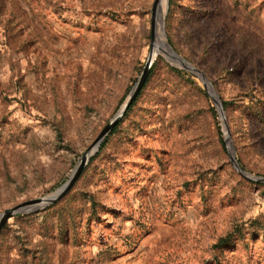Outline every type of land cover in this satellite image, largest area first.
I'll return each mask as SVG.
<instances>
[{
    "label": "rangeland",
    "instance_id": "1",
    "mask_svg": "<svg viewBox=\"0 0 264 264\" xmlns=\"http://www.w3.org/2000/svg\"><path fill=\"white\" fill-rule=\"evenodd\" d=\"M155 2L0 0V214L60 187L117 113ZM163 5L173 56L211 84L242 172L264 177V0ZM183 63L156 54L72 187L2 223L0 264H264V181L234 167Z\"/></svg>",
    "mask_w": 264,
    "mask_h": 264
},
{
    "label": "water",
    "instance_id": "2",
    "mask_svg": "<svg viewBox=\"0 0 264 264\" xmlns=\"http://www.w3.org/2000/svg\"><path fill=\"white\" fill-rule=\"evenodd\" d=\"M152 28L154 29L153 21H152ZM150 57H151V54H150L148 60L146 61V63L144 65V67H143V69H142L137 81L135 82V84L131 88L128 96L125 99V101L121 104V106L118 109L117 113L110 119V121L107 123V125L104 127V129L96 137V139L93 141V143L88 147V150L84 153V155L81 158V161L78 162V164L74 168V170H73L72 174L69 176V178L60 187H58L53 193L44 195V196L39 197V198H34V199H29V200L22 201V202H20V203H18L16 205L6 209L3 213L0 214V226L2 225V223L10 215H14V214H17V213H22V212H25V211L41 208V207H44L47 204H50V203H53V202L57 201L58 199H60L72 187V185L76 181L81 169L86 164L88 157L97 148V146L99 145V143L103 139V137L109 132V130L116 124V122L125 113V111L128 108V106L131 104L133 99L136 97V95L140 91V89H141V87H142V85H143V83L145 81V78L147 76V73H148V71L150 69L151 63H152L153 59L155 58V56L153 58H150ZM192 72H194V71H192ZM194 73L197 74L198 77L201 80H202V77H205L204 74L202 72H200V71L194 72ZM203 83H204V81H203ZM208 91H209V89H208ZM209 93L211 94L210 91H209ZM211 96H212V98L215 101L216 106H217V111H218V114H219L220 120H221V126H222V129H223V132H224V136L223 137H224V140H225V142L227 144V149H228V152H229V158H230L231 162L233 163L234 167L237 169V171H239L240 173H242L246 177H249V178H252V179H256V180H260V181H264V177L255 176V175H252V174L247 173V172H242V170H241L240 166L238 165V162H237V160L235 158L233 146H232L231 141L229 139L228 130H227L226 126H225V122H224V118H223L222 105L219 102V100L217 101L214 98V96L212 94H211ZM226 139H229L228 141H229V144H230V148L228 147V143H227ZM93 147H94V150L91 151Z\"/></svg>",
    "mask_w": 264,
    "mask_h": 264
},
{
    "label": "bare ground",
    "instance_id": "3",
    "mask_svg": "<svg viewBox=\"0 0 264 264\" xmlns=\"http://www.w3.org/2000/svg\"><path fill=\"white\" fill-rule=\"evenodd\" d=\"M164 1L165 0H156L154 8H153V12H152V15H153L152 21L154 23V29H153L152 52H151L150 58H153L156 54L161 53V54H164L168 59L173 58L174 60L177 59V60L181 61L182 63L184 62L183 67H186L189 70L192 69L191 71H194V72L197 71L198 72L197 69H195L190 63H188L184 59H180L178 56H173L172 48L168 44L167 38H166L165 33L163 31V25H162L163 24L162 23L163 18L166 15V7L164 8V5H163ZM202 80L204 81L205 85L207 86V88L209 89L211 94L214 96V94H213L214 92H212V90H211V89H213L211 84L207 81V79L205 77H202ZM214 98H215V96H214ZM228 140L229 139H226V141L228 143V147L230 148V144H229ZM93 150H94V147L92 148L91 151H93Z\"/></svg>",
    "mask_w": 264,
    "mask_h": 264
}]
</instances>
